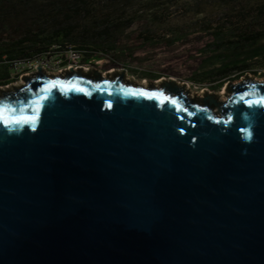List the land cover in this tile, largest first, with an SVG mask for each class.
<instances>
[{
	"label": "water",
	"instance_id": "95a60500",
	"mask_svg": "<svg viewBox=\"0 0 264 264\" xmlns=\"http://www.w3.org/2000/svg\"><path fill=\"white\" fill-rule=\"evenodd\" d=\"M24 81L0 96V264H264V79Z\"/></svg>",
	"mask_w": 264,
	"mask_h": 264
},
{
	"label": "rangeland",
	"instance_id": "374dc122",
	"mask_svg": "<svg viewBox=\"0 0 264 264\" xmlns=\"http://www.w3.org/2000/svg\"><path fill=\"white\" fill-rule=\"evenodd\" d=\"M259 3L264 0H131L102 8L97 7V0H92L88 10L77 17L82 28L86 27L90 34L107 22L120 24L112 31L113 47H95L89 57L80 51L79 64L83 67L74 71L106 77L123 74L126 81L146 86H161L173 78L190 98L199 101L206 94H213L219 101L226 100L230 95L227 81L234 83L247 76L264 79V56L252 59L250 69L240 76L225 79L206 74L209 68L201 65L215 49L227 50L229 41L238 39L241 33L264 30V6ZM21 32L19 27H11L2 36L15 39ZM69 48L76 46L68 43L60 52L35 57L33 64L48 75H65L70 69L66 68L67 61L60 59L65 58ZM97 58L100 65L94 62ZM112 64L115 67L108 69ZM160 64H168L169 69ZM9 70L10 82L2 87L5 91L20 87L25 76L36 72L35 68L28 73L20 67ZM174 73L176 77L170 76ZM223 87L224 93L219 94Z\"/></svg>",
	"mask_w": 264,
	"mask_h": 264
},
{
	"label": "trees",
	"instance_id": "16d2710c",
	"mask_svg": "<svg viewBox=\"0 0 264 264\" xmlns=\"http://www.w3.org/2000/svg\"><path fill=\"white\" fill-rule=\"evenodd\" d=\"M91 1L0 0V83L10 81L9 69L14 62L31 61L43 54L60 52L68 43L75 45L87 57L95 52V47L112 48V31L120 23L107 22L98 31L89 34L86 27L82 28V22L77 20L81 12L88 10ZM130 1L97 0L100 3L97 7L111 8ZM258 6L263 8L264 3ZM11 27H19L22 31L19 37L9 39L2 36ZM227 48L215 49L203 61L201 66L209 68L206 74L223 79L240 76L249 70L252 59L264 56V30L241 33L238 39L229 41ZM94 62L101 64L99 58ZM160 66L169 69L168 64ZM113 67L114 64L107 68ZM170 76L176 77L175 73Z\"/></svg>",
	"mask_w": 264,
	"mask_h": 264
},
{
	"label": "built area",
	"instance_id": "2783aa9c",
	"mask_svg": "<svg viewBox=\"0 0 264 264\" xmlns=\"http://www.w3.org/2000/svg\"><path fill=\"white\" fill-rule=\"evenodd\" d=\"M80 51L77 50V49H73V48H69L67 50V53L65 55V58L64 59H60V62H63V61H67L66 63V68L67 69H76V68H79V67H83V65L79 64V61L81 59V53H79ZM35 60H31V61H23V62H20V61H16L14 62V64L12 65V67H17V68H21V69H25L26 72L24 73H28V71L32 68H36V66L33 64ZM14 77V75H11V77Z\"/></svg>",
	"mask_w": 264,
	"mask_h": 264
},
{
	"label": "flooded vegetation",
	"instance_id": "af4514ba",
	"mask_svg": "<svg viewBox=\"0 0 264 264\" xmlns=\"http://www.w3.org/2000/svg\"><path fill=\"white\" fill-rule=\"evenodd\" d=\"M79 68H81V67H79ZM86 69V68H85ZM10 82V81H9ZM9 82H7V83H0V96L2 97V96H4L7 92H9V91H5L4 89H2V87L3 86H6V84H8Z\"/></svg>",
	"mask_w": 264,
	"mask_h": 264
},
{
	"label": "bare ground",
	"instance_id": "6f19581e",
	"mask_svg": "<svg viewBox=\"0 0 264 264\" xmlns=\"http://www.w3.org/2000/svg\"><path fill=\"white\" fill-rule=\"evenodd\" d=\"M170 79H173V78H170ZM174 80V79H173ZM142 85H145L143 83H141ZM146 86V85H145ZM224 93V87L222 88V90L219 91V94H223Z\"/></svg>",
	"mask_w": 264,
	"mask_h": 264
},
{
	"label": "crops",
	"instance_id": "0c3cea01",
	"mask_svg": "<svg viewBox=\"0 0 264 264\" xmlns=\"http://www.w3.org/2000/svg\"><path fill=\"white\" fill-rule=\"evenodd\" d=\"M225 78H229V76L228 77H225ZM225 78H223V79H225Z\"/></svg>",
	"mask_w": 264,
	"mask_h": 264
}]
</instances>
